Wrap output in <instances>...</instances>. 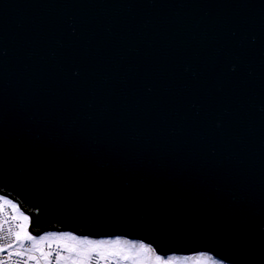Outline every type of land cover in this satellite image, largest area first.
<instances>
[{
  "label": "water",
  "instance_id": "1",
  "mask_svg": "<svg viewBox=\"0 0 264 264\" xmlns=\"http://www.w3.org/2000/svg\"><path fill=\"white\" fill-rule=\"evenodd\" d=\"M0 196L32 235L264 264V0H0Z\"/></svg>",
  "mask_w": 264,
  "mask_h": 264
},
{
  "label": "snow or ice",
  "instance_id": "2",
  "mask_svg": "<svg viewBox=\"0 0 264 264\" xmlns=\"http://www.w3.org/2000/svg\"><path fill=\"white\" fill-rule=\"evenodd\" d=\"M29 226V217L16 203L0 198V253L7 252L9 259L23 256L26 257L24 264L28 261L52 264L55 253V264H89L93 258L98 264H176L174 258L162 259L144 243L79 239L71 234L36 239L29 233ZM194 261L195 264H214L210 256L195 257Z\"/></svg>",
  "mask_w": 264,
  "mask_h": 264
},
{
  "label": "rangeland",
  "instance_id": "3",
  "mask_svg": "<svg viewBox=\"0 0 264 264\" xmlns=\"http://www.w3.org/2000/svg\"><path fill=\"white\" fill-rule=\"evenodd\" d=\"M0 198H3V199H7L5 197H0ZM9 200V199H8ZM11 201V200H10ZM13 202V201H12ZM14 203V202H13ZM21 211V210H20ZM22 212V211H21ZM25 214V213H24ZM26 215V214H25ZM30 233V232H29ZM64 234H71V233H68V232H57V231H46V232H43L41 233L39 236L35 237L36 239H39L41 236H59V235H64ZM32 235V234H31ZM73 235V234H71ZM33 236V235H32ZM76 236V235H74ZM78 237L79 239H90V240H127L131 243H142V242H138V241H133V240H129V239H126V238H122V237H115V238H101V239H93V238H88V237H79V236H76ZM146 245V244H145ZM148 246V245H146ZM150 247V246H148ZM152 248V247H151ZM153 249V248H152ZM154 250V249H153ZM155 251V250H154ZM156 253V252H155ZM156 255H159V254H156ZM161 256V255H159ZM200 256H210L212 257L210 254L208 253H203V252H200V253H195V254H187V255H175V254H170V255H167L166 257H162V259H169V258H174L175 261H176V264H195V261H194V258L195 257H200ZM213 258V257H212ZM213 261H214V264H224L223 262L213 258ZM124 264H127V262H124Z\"/></svg>",
  "mask_w": 264,
  "mask_h": 264
},
{
  "label": "built area",
  "instance_id": "4",
  "mask_svg": "<svg viewBox=\"0 0 264 264\" xmlns=\"http://www.w3.org/2000/svg\"><path fill=\"white\" fill-rule=\"evenodd\" d=\"M25 260H26V257H23V256H20V257L12 256L9 259L7 252L0 253V262L7 261V264H24ZM28 264H36V262L35 261H28ZM52 264H55V253H53ZM89 264H98V262L95 258H93L89 262ZM113 264H115V262H113Z\"/></svg>",
  "mask_w": 264,
  "mask_h": 264
},
{
  "label": "bare ground",
  "instance_id": "5",
  "mask_svg": "<svg viewBox=\"0 0 264 264\" xmlns=\"http://www.w3.org/2000/svg\"><path fill=\"white\" fill-rule=\"evenodd\" d=\"M0 197H4V196H0ZM10 211H12V210L10 209ZM33 236L37 237V236H39V235H33ZM224 264H225V263H224Z\"/></svg>",
  "mask_w": 264,
  "mask_h": 264
}]
</instances>
